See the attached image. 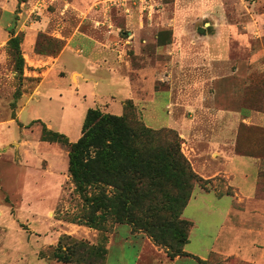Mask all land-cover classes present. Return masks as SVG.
Instances as JSON below:
<instances>
[{"label": "rangeland", "instance_id": "374dc122", "mask_svg": "<svg viewBox=\"0 0 264 264\" xmlns=\"http://www.w3.org/2000/svg\"><path fill=\"white\" fill-rule=\"evenodd\" d=\"M101 2L18 0L7 11L4 0L0 1V20L9 23L5 35L21 38L25 58L23 93L15 100L19 78L14 71L13 48L10 41L0 40V120L19 117L26 106L20 120L3 125L2 130L5 139L12 141L7 150L11 147L15 157L22 143V153L18 151L13 159L11 154L0 155L5 161H17V165H0V212H7L0 216V223L4 222L8 228L0 234V264H72L51 256L63 233L104 244L107 249L109 246L103 264H135L142 246L139 264H202L192 257L171 260L160 246L150 244L148 234L132 227L130 231L129 224H122L118 230L112 227L96 231L64 220L79 211L81 200L68 171V146L62 139H44L45 126L76 141L82 134L89 107L105 110L112 105L115 110L122 99L132 98L134 109L126 110L130 118H139L152 128H174L171 112H179L181 107H175L174 103L169 108L170 104L181 88H187L186 94L190 96L193 85L207 96L216 93L217 88L218 105L224 106L223 96L233 92L240 98L233 105L264 113V0H131L129 11L124 10V5L113 4L112 9L98 12ZM35 5L42 7L41 11H35ZM24 9L27 12L20 14ZM45 14L57 25L65 23L70 29L81 23L82 29H87L86 22L96 24L95 19L114 20L121 25L119 35L126 39L116 45L121 50H117V55L123 54V65L118 66L120 74L113 75L104 69L99 86L89 83L84 96L82 89L77 90L74 85L78 74L60 70L61 62L55 68L51 66L53 63L49 64L50 68H36L34 54L58 56L60 53H52L56 45H49L50 37L63 40L65 45L64 39L46 31L35 32L36 40L25 39V30L20 29L22 22L29 25ZM38 40L42 44L38 45ZM41 48L51 52L41 53ZM97 55L89 40L78 36L63 60L69 67L77 66L88 74L91 67L86 60H94ZM43 69L47 70L43 72ZM97 75L101 74L97 72ZM241 141L248 151L264 155V128L247 129ZM183 148L186 149L184 142ZM217 184L225 191L223 179ZM198 193L197 188L195 195ZM195 202L186 208L185 215H200L199 207L203 204L196 206ZM198 217L207 225L202 212ZM200 229L192 236L188 249H198L199 236L205 238L206 244L215 237L213 230L202 235ZM208 261L255 264L221 253H213Z\"/></svg>", "mask_w": 264, "mask_h": 264}, {"label": "trees", "instance_id": "16d2710c", "mask_svg": "<svg viewBox=\"0 0 264 264\" xmlns=\"http://www.w3.org/2000/svg\"><path fill=\"white\" fill-rule=\"evenodd\" d=\"M21 41L18 36L10 39L19 78L15 100L23 93L25 58ZM40 43L38 40L37 44ZM54 44L52 53L61 52L63 40L50 37L49 45ZM39 51L47 53L49 49ZM128 108L134 109L132 99L126 100L122 114L88 108L82 135L76 141L45 126L44 139H62L68 146V171L81 200L79 211L64 220L99 231H107L116 224H129L133 230L148 234L170 259L189 256L185 245L194 223L184 218L183 212L195 187L208 189L211 179L195 171L182 149L184 141L177 129L149 127L139 118H130L126 113ZM249 128L262 127L243 125L238 149L254 153L241 141ZM107 253L104 244L63 233L51 256L63 263L103 264ZM213 253L219 252L213 251L210 256ZM197 259L210 264L209 258Z\"/></svg>", "mask_w": 264, "mask_h": 264}, {"label": "crops", "instance_id": "0c3cea01", "mask_svg": "<svg viewBox=\"0 0 264 264\" xmlns=\"http://www.w3.org/2000/svg\"><path fill=\"white\" fill-rule=\"evenodd\" d=\"M15 1L18 2V0H4L3 5L7 11L11 6L15 5ZM130 2L131 0H102V8L97 9V11L106 12L115 7L113 4H117L118 7L124 5L126 8L123 9L129 11L128 5ZM33 9L35 11H41L42 7L35 5ZM25 12L27 11L24 9L20 14H24ZM37 13L41 14L42 12ZM95 22L96 24L88 20L85 24L88 27L87 29H82V23L78 26L74 25L70 29L69 25L67 26L65 23L57 25L55 22H52L51 18L45 14L42 19L34 21L29 25L22 22L20 29L25 30V39H29L30 41H33V35L37 31H46L53 36L64 39L65 45L58 56H36L34 54L35 57L32 56L33 62L36 68H50V63H53L51 66L55 68L61 62L60 68L62 69L60 70L71 74H78L77 81L74 85L77 90L82 89V94L86 96L84 92L89 89V83L92 82L95 86H99L103 80L104 69L107 68L113 75L116 73L120 74L118 72V66L123 65L121 62L123 54L120 53L117 55L118 49L116 47V45H119L126 39L119 35L122 26L114 20L106 22L104 19L102 21L95 19ZM130 24L131 21L128 18L126 25L129 27ZM7 25H9L8 22H5L3 19L0 20V40L5 39L9 43L12 37L5 35V32H8L6 29ZM129 33L132 34L133 31ZM78 36L89 40L93 51L95 54H98L94 60H86L88 66L91 67L90 73L88 74L77 66L69 67L66 60H63L64 54L69 49H72V44H74ZM34 40H36V37ZM77 51L79 52L80 50ZM120 51L118 50V52ZM46 70L43 69V72ZM14 71L17 74L15 66ZM97 72L101 75L95 76ZM197 89L193 85L191 87L192 93L188 96L186 94V90L188 91V89L181 88V93L180 91L177 93L175 101L170 104L169 108H172L174 103L176 105L175 107H181L179 112H175L174 110L171 113L175 120L174 128L179 131L185 140L184 144L186 145V149L183 148V150L191 161L195 171L203 178L211 179L208 189L202 188L200 185L195 187L193 195L187 205L188 207L194 200H196V206L202 202V206L206 208L202 209L200 205V215L201 212L204 214L207 225H204L203 221L199 219L198 216L200 215H185L186 207L183 212V217L194 223L190 232L189 241L185 245V251L191 255L177 256L171 260L179 261L186 257H192L194 259L199 257L206 260L214 251L225 256H237L255 264H264V155L259 153H246L238 149L242 135L241 127L244 125L264 128V113L255 111L244 105L240 107L233 105L237 100H240L235 95L236 93L231 92L227 96L224 95L226 104L221 106L217 104V88L215 89L216 93H212L209 96L203 94L201 89ZM37 92L40 94L41 90ZM33 97H36V95ZM127 99H122L119 102L120 104H117L115 107V110L112 109L114 108L112 105L108 106L109 109L102 110L114 114H122L124 103ZM205 102H209L211 105H206ZM25 107L19 113V117L0 120V155L11 154L13 159L17 157L18 151L22 153V143L19 150L17 149L15 157L11 147L7 150V147L12 141L5 139L2 130L3 125L18 122ZM187 108L191 109V114H188ZM23 135L22 133L21 136ZM5 149L6 151H2ZM11 163L17 165L16 159L13 161H5L0 157V165H9ZM222 179L225 184V191H221V187L217 184L218 180ZM197 188L199 193L195 195ZM5 213L7 212L1 211L0 216L5 215ZM201 224L204 225L202 230L200 229ZM121 225L117 224L114 228L118 230ZM131 227L129 225L130 231L132 230ZM197 229H200L199 232L202 235L205 231L213 230L215 237L210 244H206L205 238L199 236L196 239V243L199 245L197 246L198 249H188L187 246L192 236H196ZM6 230L8 228L5 227L4 222L0 223V234H3ZM147 239L151 245L157 246L149 236H147ZM162 251L165 252L163 248ZM142 253L143 246L138 253L135 264H139Z\"/></svg>", "mask_w": 264, "mask_h": 264}]
</instances>
